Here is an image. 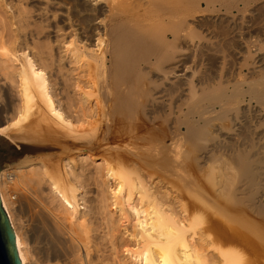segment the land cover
Segmentation results:
<instances>
[{"label": "bare ground", "instance_id": "bare-ground-1", "mask_svg": "<svg viewBox=\"0 0 264 264\" xmlns=\"http://www.w3.org/2000/svg\"><path fill=\"white\" fill-rule=\"evenodd\" d=\"M76 1L79 3V5L76 4L78 12L75 10L74 2L71 7L77 12V19L72 15L73 13H70V10L73 11L72 8H64L56 0H44L45 4L41 10L39 9L38 17L49 16L47 7L50 4L59 6V9L63 6L62 8L65 9V23L63 19L61 21L66 25V29L62 33L59 27L55 26V30L52 28L55 39L64 40L58 41L59 44L53 43L59 46L55 45L59 48L58 50L39 48L38 52H34L35 47H21L25 44L21 40L18 42L19 34L17 35L16 26L18 17L16 13L14 15L12 3L8 0H0V9L10 13V17L8 16L10 22L9 18L5 22V17L3 21L0 16L2 18H0V98L5 100L4 105L0 107V135L13 141L14 137L11 138L7 134L10 126L7 121L9 111H16L18 114L19 120L16 121L18 124H15L16 132L25 136L33 132L34 135L30 136L32 139L44 138V134L46 137L50 136L47 134L57 133L60 129H65L63 133L73 132L82 125L84 128L85 124L91 126L93 123L99 126L97 129H100L96 142L107 143L110 139L121 138V132L127 129L125 133L131 137V141L133 138L134 141L140 139L139 142H143L147 135L148 139L146 138L145 142L148 140L149 143L151 140V145L155 143L152 156L148 154L145 158L148 162L152 160L148 158H153V166L158 172H154L157 175L152 172L146 173L147 176L149 175L148 182L145 181V177L144 180L138 179L137 182L130 181L126 167L123 166L125 170L122 171L117 166L122 163V155L102 157L101 183L102 185L113 183L114 189L111 190L112 194L107 191L111 194L110 196H107L103 190L104 192H98L90 199L87 197L88 201L85 198L89 195L88 192L80 197L71 187V181H68L72 174L71 166L75 162L73 158L69 157L66 165L61 161L62 163L58 165L53 162L54 166H50L48 164L52 165V163L46 161L48 157L33 158L28 155L35 154H24L22 159H17L11 163L12 165L3 166L0 170V202L14 231L21 264H113L119 252H122L125 257L128 256L133 264H264V257L260 260L256 256L260 247L264 252V201L255 203V198L253 201L249 193V197L245 196L247 193L243 194V190L233 186L232 181L235 179L225 174V176L221 174L219 177H214L212 180L209 177L212 181L209 180L211 182L209 194L204 193L205 195L201 196L199 192L195 194L197 191L193 192V189H197V186L194 180V184L190 182L191 178H185L188 180L180 190L176 187V182L182 175L174 156L175 139L185 126L188 138L192 142L191 144L190 140L184 137L191 144L188 146L197 148L200 145L198 147L200 150L197 148L198 153L196 149L193 150V156L196 153L198 154L196 157H199L202 151L200 157L207 159L209 154L207 147L199 141L207 139L208 142L214 136L210 133L211 131L209 132L210 129L206 128L198 133L196 130L199 126L213 127L216 125L214 120L218 118L216 101L213 105L212 99H209L211 101L209 104H212L209 107L200 105L210 96L207 95L208 92H204L205 90L199 93L195 89L196 86L193 85L195 76L192 71L190 75L186 74L185 66L188 63L189 52L195 56L199 50V48H192L188 41L181 39V33L189 29L187 17L193 18L195 14L203 16L202 14L206 11L217 13L220 11L216 10L217 5L220 8L232 9L233 6L236 8L237 4L248 3L249 5V2H255V0ZM202 4L205 5V9L201 8ZM244 7H247V4ZM70 15L78 22L72 23V18L69 19ZM7 22L9 23L6 24ZM57 31L62 33V37H59L60 34L58 35ZM65 38L69 41L67 42ZM27 42L26 44L29 43ZM176 44L180 45V48H177ZM153 70L158 73L159 84L153 83L155 79H150V76L153 77ZM92 77L95 79L93 83L99 96L96 98L97 101H90V93L86 90ZM173 89L179 94L177 101L167 100L168 103H166L164 99L166 94L162 95L168 91L174 93ZM216 92L219 94L218 91ZM239 93L229 96L234 98L237 95L236 97L239 98L241 96ZM263 96L264 87L262 90L251 92V99H256L262 107H264ZM183 97L186 100L182 99ZM222 97L227 98L222 94L220 100ZM178 101L182 103L177 105ZM227 103L228 101L219 104L218 107L222 112L218 115L220 114L219 120L221 117L226 122L229 114L232 113L233 115H230L231 118L228 119L230 127L220 125L221 129L218 126L220 130L218 132L226 129L230 133L234 131L233 128L238 129L239 112L242 114L249 110V107L240 109L239 106L227 110L225 109L229 106ZM183 106L186 107V115H189L190 121L180 127L181 125H177L174 121L175 117L172 116L176 112H184ZM163 111H166V119L162 115L164 120L158 115ZM14 123L11 128H15ZM211 123L214 125L212 126ZM141 133L145 137L142 138ZM208 136L212 138L208 139ZM45 138L43 140H48ZM228 139L230 140V137ZM233 139L235 140L232 137L231 140ZM32 143L37 142L34 140ZM28 145H30L28 148L50 150V147H41L43 145ZM201 145L204 146V148L202 146L203 149ZM243 151L236 155L233 164L237 163L240 176L246 178L248 184L255 180L256 167L252 169L250 158ZM169 152L173 153L174 157L170 155L163 157V154H170ZM80 156L83 155H78ZM88 157L87 154L78 160L84 163L89 159ZM140 157L137 155V158L144 161V158ZM196 157H192L193 159L191 158L189 162L193 163L194 159L195 162ZM200 157L199 160H202ZM34 160L38 161L39 167H32ZM199 160H197L198 163ZM202 162L200 161L201 164ZM230 164L232 165L231 162ZM192 166L189 167L192 169ZM197 167L193 168H201V166ZM17 174L21 182L30 187L22 192L24 188L21 187L22 189L18 191L21 193H16V197L13 198L14 201L20 198L19 195L22 196L21 200L16 201L17 204L14 205L17 214H26L21 224L14 222V216L9 208L12 201L6 194L5 186L7 182H16V178L14 181L9 178ZM73 175L72 178L77 177ZM155 178L157 181L154 182ZM15 182L14 188L18 181ZM257 182L255 181L256 184ZM43 183L50 186L47 193L43 191L44 188H41L43 187L41 185H45ZM161 184L165 185L164 191H160ZM249 185L253 186V183ZM18 186L20 185L17 183ZM152 188L160 190L153 191ZM48 197L52 198L54 204L57 203L56 207L51 204V199ZM109 197H111L110 200ZM10 199L12 200V196ZM256 216H260V220L263 219L260 231L258 230L260 226L257 228ZM200 224L203 225L202 228L197 227ZM239 247L248 250V257L243 259L240 252L238 253L241 251L237 249Z\"/></svg>", "mask_w": 264, "mask_h": 264}, {"label": "rangeland", "instance_id": "rangeland-1", "mask_svg": "<svg viewBox=\"0 0 264 264\" xmlns=\"http://www.w3.org/2000/svg\"><path fill=\"white\" fill-rule=\"evenodd\" d=\"M9 1H10V3H12V6L14 7V15L16 13V16L18 17V18H16V19H18V21L16 20V24H17L16 26L18 28L17 29V35L19 34L17 36L18 42H19V40H21L22 43L25 44L21 47H27V48H34L35 47L34 52L35 51L38 52L39 48H52L54 50L59 49V48H57L58 45L55 44V45H57V46H55L53 43H58V41L61 42L64 39H62V38H60V39L56 38L57 40L55 39L56 36L53 33L55 30L54 28H55V26H57L56 28L59 27L60 28L59 30L63 33V31L66 29V25L64 24L65 20H66V19H64V18H66L64 8L70 7L69 9H71L74 5L75 10L76 9L78 10L77 5H79V3L76 0L75 1H73V0H56V2L62 4L64 6V8H62L63 6H60V9H59V6H56L55 4H52V6H51V4H50V5H48L49 7H47V10H48L47 15H49L50 17L49 16L38 17L37 14L39 13V11L43 8V6L45 4L44 0H8V2ZM72 2H74L75 4H73ZM255 2L254 1L249 2V5H248V3H245L244 5L243 4H237L236 8H235V6H233L234 9L233 8L229 9V7L228 8H220L217 5L216 10H220L217 13H210V12L206 11L202 14L203 16H199V14H195L193 18H191V16L187 17L189 24H190L189 29H186L184 32L181 33V36H182L181 39H183L185 42L188 41L187 43L191 44L193 46L192 48H199V50L195 56L192 55L193 54L192 52H189L188 63L185 66V67H187L186 68V74L190 75V73L192 71V73H194V76H195L194 80H193L194 81L193 85L196 86L195 89L199 93L203 92V91L201 92V90H205L204 92H208L207 95L210 96L208 99H206L205 102L202 101V104H200V105H202V106L207 105L209 107L210 105H212L216 101L215 104H217V105H215V104H213V105H215L216 110H218V112L216 111L217 112L216 116L218 118H216L214 120L215 121L214 124H216V125L211 123V125L212 126L214 125L215 127L214 126L213 127H211V126H208V127L201 126L200 127L199 126L198 129L196 130L198 133V132H203L206 128H207V130L210 129L209 132L211 131L210 133H212L213 136L216 137V139H215L214 137L212 138L211 136H208L209 137L208 139H210V137H211L212 139H214L213 141H212V139H210L208 142L206 141L207 139H204L203 140L204 142L199 141V143H202V144L204 143V146L207 147V150L209 153L207 155V159H202L200 157V156H202V151H201L199 153V157L202 160H199V157H196V155L198 156V154H196V153L199 152L200 149L198 147L200 145L197 146V148L199 150H197L196 147L190 148L191 146H188L190 143L192 144V142H191L190 138H188L189 136L186 133L185 126L183 127V125L186 124V122L190 121V120H188V119H190L189 115H186L187 114V112L185 111L186 107L183 106L182 111H184V112H176L173 114L172 117L176 118V120L174 118V121L176 122V124L179 126L181 125L180 127H183L182 131H181V133L182 132L183 133L182 134L180 133V135L177 137V139H175L176 146L174 149V156L177 159L178 167H180L179 171H181L180 174L182 175L178 178V181L176 182L177 183L176 187H178V189L180 188V190H181V188H183L182 186H185L186 180H188V179L185 180V178H189V179L193 178L192 181L190 179V182H192V184H194V181H195V184L197 186V189L194 188L193 192L197 191V192H195V194L199 192V196L203 195L204 193L209 194V192L211 190L210 184L212 182L211 181L212 178L219 177L221 174H223V175L225 174L229 178L235 179V180L233 179L234 181H232V183H234L233 186H236L238 189L240 188V190H243L244 191V192H242L243 194L247 193L245 196L249 197V194H250V198H253L252 199L253 201L255 198V203H260V202L264 201V107H262L261 104L257 103L256 99H251L252 90L258 91L260 89L262 90V88L264 87V0H255ZM71 4H73V5H71ZM246 4H247V7H244V6H246ZM201 6H202L201 7L202 9H205V5L202 4ZM1 9H0V16L3 19L1 17L0 18L4 21V17H5V22H6L7 19L10 17V13L5 11V10L2 11L3 9L2 10ZM57 9H59V11ZM72 10L73 11L70 10V13L71 14L73 13L72 15H74L75 19H77V17H78L77 12L78 11L76 10L77 11L76 12L73 8H72ZM4 12H6V13H4ZM60 12H64V13L61 14ZM7 13H9V14L5 15ZM226 13H228V14H226ZM53 14H57V15L54 16ZM61 15L63 18L61 17ZM72 15H70L69 19L71 20V18H72V23H73V21H77V20H75ZM53 17H55V18L53 19ZM8 20L10 22V18ZM61 20L64 21V23ZM9 22H7L6 24H8ZM77 22H74V23L77 24ZM51 26H53V27H51ZM56 30H58V29H56ZM50 31H51V33H50ZM61 32H58V35L60 34L59 37H62ZM23 41H25V42H23ZM66 41L68 42L69 39H66ZM26 42L28 44H26ZM20 43H18L19 46H20ZM22 43H21V45H22ZM176 47L180 48V45L176 44ZM181 47H184V46L181 45ZM249 52H250V55H249ZM200 53H201V56H199ZM198 56H199V58H198ZM152 73H154V74H153V77L150 76V79L151 80L155 79L153 83H158V77H157L158 73L155 70H153ZM154 75H156L157 78L154 77ZM93 78L94 77H92L91 82L88 83L86 90H88V93H90V97H91L90 101H94V100L97 101L96 98H98L99 96H98V93L96 92L97 90L95 88V84L93 83L95 81V79H93ZM200 82L202 84H200ZM204 82H205V84H203ZM218 86H221V87H218ZM207 87H208V89H207ZM226 87L228 88V91H227ZM159 89H161V87ZM220 89H222V90H220ZM250 89H252V90H250ZM256 89H258V90H256ZM172 91L175 94L172 92L170 93L168 91L162 95V96H164L166 94V97L164 96L165 102L167 100L169 102H170V100H171V102L177 101L176 99H177L179 94L176 93L175 89H173ZM179 91H180V89H179ZM197 91H196V93H197ZM216 91H218L219 94H217ZM221 91H222V93H221ZM209 92L211 94H209ZM239 92H242V93H239ZM238 93L241 96L243 94V96L242 97L239 96V98L236 97L237 95L236 96L234 95L235 96V97L233 96L234 98H232V96L231 97L229 96L231 94H238ZM213 94H214V96H213ZM220 94L221 95L223 94L224 97H227V98L224 99L222 97V99L220 100V97H221ZM196 95L198 96L199 94L197 93ZM216 97H218V98H216ZM182 99L186 100L185 97H183ZM209 99L210 100L212 99L211 100L212 104H209V103H211V101ZM237 99L242 100V101H238ZM225 100L228 101L227 105L230 106V107L226 106L225 109H227V110H229V108H233L236 106H239L240 109H244V108L249 107V110H247V112L246 111H245V113L243 112L244 115H243V113L241 114V112H239V114H238L239 115L238 116V123H239L238 126L239 127L236 130H235V128H233L234 131L230 132V133H228L226 129H225L226 132H224L225 130L218 132V131H220L218 128L220 127V129H221L220 125L224 124L223 127H226V126L228 127L230 125V120L228 121V119L231 118L230 115H233L232 113L229 114L230 117L228 116V119H227L228 122L227 121L225 122L224 119H221V117H220V120L221 121L223 120L222 122H224V123H222L219 120L220 114L218 115V113L219 112L221 113L222 111L219 109L218 106H219V104L226 103ZM262 100L264 102V96H263ZM168 101L166 103H168ZM235 102H237V103H235ZM4 103H5V100L0 98V107L2 105H4ZM180 103H182V101H180V102L178 101L177 105H180ZM8 114L9 115L7 118H9V119H7V121H8V124L10 126H9V130H8L7 134L9 137H11V138L14 137V138H13V141L9 138H6V139L9 140L11 143L16 144V145H19L22 143L32 144V145L36 144L37 146L43 145L41 147H50V150L59 151V153H42V154L40 153V154L31 155V156L28 155V157H33V158L40 157V156H43V158H44V156H45V158L48 157V160L50 162L47 159H46V161H47V163H52V165L48 164L50 166H54V163H56L58 165V163H62L61 161H63V164L66 165L68 162V158L69 157H70V159L73 158L75 161L74 162L75 164L73 163L72 166H75V167H72L71 165H69V166H71V170H70L71 172L70 171L69 172L74 174V175H77V177L72 178L71 177L72 174H70L68 181L69 182L71 181V183H72V184L70 183L71 187L75 190V192L77 194H79L80 197L85 196L88 192L89 195H86V197H85L86 200H88V201L90 198L93 197V195H96V193H98V192L100 193V192L105 191V194L107 196H110L112 194L111 190L114 189L113 183L109 182V185H110V187H109V185L107 183L105 185L104 184L102 185V183H101L102 180H100V178H101L100 173L102 171L101 166L103 165L102 164L103 158L109 157L110 155H111V157H112V155L114 156V154L115 155L120 154V156L122 155L121 156L122 163H120L117 166L122 171H124L126 169L129 172L128 178L130 179V181L135 180V182H137L138 179L144 180V177L146 179L145 181H147V180L150 181L148 178L149 175L147 176L148 172H150V173L152 172V174L154 172L155 173L158 172L155 170L156 168L153 166V162H152L153 158L152 157L148 158L149 160L152 159V160H150V162H148L147 158H145L148 154L149 155L153 154L152 148H153V145H155V143L153 142L154 144L151 145L150 144L151 140H149V143H148V140H147V142H145L146 138L148 139V136L145 135L146 136L145 137L144 134L142 135V133H141L142 138H143V136L145 137V141L143 140V142H139V141H141L140 139L139 140L136 139V141H134L135 139H133V138L131 141V137L125 133V132H127V129H126V130H123V132H121L122 137L119 139L118 138L110 139L107 143H103V142L97 143L96 140H98L97 136L99 135L100 129H97L99 126L94 125L92 123L93 125L91 124V126H90V124L89 125L85 124L86 126L84 125V128H83V125L81 126V128H79V127L76 128L75 131H73L74 134H73V132L63 133V132H65V129H63L64 131L60 129L59 130L60 132L59 131L57 132L59 134H57V133L47 134V135H50L47 137L44 134L43 135L44 138L46 137L45 139H48V140H43L44 139L43 137H39L37 139L33 138L35 140V142H37V143H32V142H34V140L32 138H30V136L34 135V134H32L33 130H31V132H32V133H30L31 135H26L27 137L24 134L22 135L21 133L16 132L15 124H16V121L18 122V120H19V117H17L18 114L16 113V111L15 112L9 111ZM158 115L162 120H164L162 115H164V117L166 119V111H163L160 114L158 113ZM173 118H172V120H173ZM216 120H218V121H216ZM12 123H14L13 127L15 126V128H11ZM178 123H180V124H178ZM96 124H97V122H96ZM98 125H99V123H98ZM94 127H95V129H94ZM223 127H222V129H224ZM13 129H15V130H13ZM18 129L19 128H17V130ZM200 130H202V131H200ZM212 130L214 131V133L217 132L215 134H218V135L216 136ZM68 133H70V134H68ZM224 134H225V136H224ZM230 135H233V136H230ZM239 135H241V136H239ZM22 136H24V137L22 138ZM76 136H78V137H76ZM72 137L73 138L75 137L74 140ZM184 137H186L185 139H189L190 141L189 140L188 141L190 143L187 140H185ZM229 137H230V140L228 139ZM232 137L235 138V140L234 139L233 140L236 142L231 140ZM236 137L238 139H236ZM40 138H42V139H40ZM221 139H222V141H221ZM39 140L40 141L43 140L45 142L41 141L42 142L41 143ZM137 140H138V142H137ZM29 141H30V143H29ZM39 142H40V144H39ZM197 145H198V143H197ZM229 145L230 146L233 145V147L232 146L230 147ZM202 146L203 145H201V148H202ZM204 146H203V148H204ZM66 149H70V150H66ZM193 150L196 151V153L194 152L195 156H193L194 155ZM242 150H244L245 153H244V151H243V153L250 158L252 169L254 170L256 167V169L254 170L255 180H253L254 182L249 180L250 182H248V184H247V179L240 176V174L238 172L239 168L237 166V163L235 162V165L233 164L235 159H236V155L238 153H242ZM148 152H150V153H148ZM87 154L89 156L88 157L89 159L86 160L87 163H86V161L83 163V161L78 160V159H80V157L82 158L84 155H87ZM172 154L171 153L170 154L165 153V154H163V157L164 156L169 157V155H170V157H172L173 156ZM78 155H83V156L78 157ZM137 155H140L142 158H144L145 162L143 160L137 158ZM233 155H235V156H233ZM192 157L193 158L196 157L197 160H199V163L197 160H196L197 162L196 161L194 162L195 159L192 160L194 164L196 163L195 165L192 162H189ZM231 157L233 158L232 160H231ZM59 158L60 159L63 158V159L60 160ZM58 161H60V162H58ZM200 161L201 162L203 161L202 162L203 164H201ZM34 162L32 164V167H39L40 164L38 163V161L34 160ZM230 162L232 163V165L230 164ZM187 163H189L190 165ZM63 164H61V165H63ZM188 165L189 166L193 165L192 169L194 171ZM59 166H60V164H59ZM123 166L126 168L124 169ZM195 166L196 167L201 166V168H199V169H197L198 167L193 168ZM233 167H235V168H233ZM199 171H201V172H199ZM188 174L190 176H188ZM18 175L19 174L12 175L13 177L11 176L10 178L8 177L12 181H14V179L16 178L15 180L18 181V182L17 181L16 182L20 185V186H18L19 187L18 188L17 183L14 181L16 183V187L18 189L16 187L14 188V182L13 183H8V182L6 183L5 182L6 183L5 186H6V190H7L6 194L9 197V200L13 202V204L11 202V204L9 205V208L13 214L12 216H14L13 217L14 222L16 224L17 223L21 224V222L25 218L26 214L23 213L24 216L22 213L17 214L16 207H14V205L17 204L16 201H19V199L21 200L22 196L19 195L20 198H16L14 201H13V198L16 197L15 195H17L18 193L20 194L22 191L30 189V187L28 188L27 183H26L27 184V186H26L23 182H21V179ZM78 175H80L79 178H78ZM155 175H157V174H155ZM183 176H185V177H183ZM155 177H157V176H155ZM209 177L211 178V180L209 179ZM18 179H20V180H18ZM95 179H96V181H95ZM11 180H9V181H11ZM257 180L259 183L257 182ZM6 181H8V180H6ZM97 181H98V183H97ZM155 181H157V178H155L154 182ZM255 181L257 182V184L255 183ZM251 182L253 183L254 187L249 185V184H251ZM45 183L48 185L47 182H45ZM45 183H43V184H45ZM61 183L62 182H60V184ZM46 184L41 185V186H43L41 188L42 189L44 188L43 191L45 193H47V190L49 191V189H50L49 188L50 186H47ZM258 184H259V186H258ZM256 185H257V187H256ZM98 186H100V187H98ZM153 186L154 185H152V187ZM164 186L165 185H162L160 187L161 190L159 188L158 189L160 191H164L165 190ZM21 187L24 189H22ZM12 188L17 189V190L14 191V189L12 190ZM45 188H46V190H45ZM162 188H163V190H162ZM19 189H22L21 192H18V191H20ZM152 189H153V191H155V189L158 190L157 188H152ZM107 191L111 192V194L109 192L107 193ZM48 194H49V192H48ZM48 194H47V196H48ZM11 196H12V200L10 199ZM79 196H78V198H80ZM49 197H51L50 194H49ZM111 197H109L108 199L110 200ZM49 199H51V202H52L51 204H54V202L52 201V198H49ZM54 201H55V199H54ZM55 202H57V201H55ZM55 204H57V203H55ZM55 204L53 205L54 207L57 206ZM109 204H111V203H109ZM80 206L82 207V205H80ZM112 211L114 212L115 210L113 209ZM260 218H261L260 216L255 217V220L257 221V225H258L257 228L260 226V228H258L259 231L262 229V223H263L262 222L263 219L260 220ZM17 220H19V221L17 222ZM258 223H260V224H258ZM200 225H198L197 227L202 228L203 225H201V226ZM260 246H261V244L259 245V247ZM237 249L242 251V252L238 251V253L240 252V255L243 257V259L246 258V256L248 257L247 253L249 254V252L244 247L242 249H240V247ZM244 249H245V251H244ZM261 250H262V247H260V249H258L257 254H256L257 258H259L260 260L264 257V252ZM120 251H122V250H120ZM244 252H246V253H244ZM119 253H118V257L116 259L117 263H115L116 262L115 261V262H113V264L114 263L115 264H119V263L123 264V262H124V264L125 263L126 264H133L128 256L125 257V255L122 252H119Z\"/></svg>", "mask_w": 264, "mask_h": 264}, {"label": "water", "instance_id": "water-1", "mask_svg": "<svg viewBox=\"0 0 264 264\" xmlns=\"http://www.w3.org/2000/svg\"><path fill=\"white\" fill-rule=\"evenodd\" d=\"M26 146V147H25ZM28 144H13L0 135V170L24 154L59 153L56 150L28 148ZM0 264H21L16 248L15 234L0 202Z\"/></svg>", "mask_w": 264, "mask_h": 264}]
</instances>
